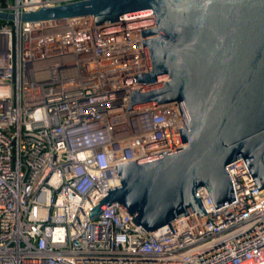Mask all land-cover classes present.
Returning <instances> with one entry per match:
<instances>
[{
  "label": "built area",
  "instance_id": "2783aa9c",
  "mask_svg": "<svg viewBox=\"0 0 264 264\" xmlns=\"http://www.w3.org/2000/svg\"><path fill=\"white\" fill-rule=\"evenodd\" d=\"M86 0H0L19 16ZM119 20V21H117ZM115 21V22H114ZM153 17L0 21V264H264V190L244 159L235 199L147 232L119 204L116 166L185 148L179 104L129 110L147 88ZM174 232V233H173Z\"/></svg>",
  "mask_w": 264,
  "mask_h": 264
},
{
  "label": "water",
  "instance_id": "95a60500",
  "mask_svg": "<svg viewBox=\"0 0 264 264\" xmlns=\"http://www.w3.org/2000/svg\"><path fill=\"white\" fill-rule=\"evenodd\" d=\"M81 17L154 18L157 36L143 40L149 71L135 76L147 88L133 91L128 111L179 104L187 144L117 165L121 186L109 189L90 220L119 204L145 231H173L190 210L207 214L203 188L216 209L236 200L226 167L238 159L264 190V0H86L0 12V21L22 23Z\"/></svg>",
  "mask_w": 264,
  "mask_h": 264
},
{
  "label": "rangeland",
  "instance_id": "374dc122",
  "mask_svg": "<svg viewBox=\"0 0 264 264\" xmlns=\"http://www.w3.org/2000/svg\"><path fill=\"white\" fill-rule=\"evenodd\" d=\"M122 20V19H121ZM117 21H119V20H117ZM115 22V21H114Z\"/></svg>",
  "mask_w": 264,
  "mask_h": 264
}]
</instances>
